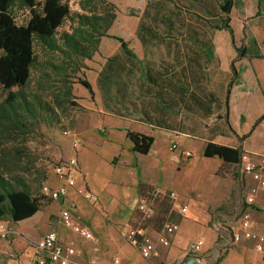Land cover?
<instances>
[{"label": "rangeland", "instance_id": "374dc122", "mask_svg": "<svg viewBox=\"0 0 264 264\" xmlns=\"http://www.w3.org/2000/svg\"><path fill=\"white\" fill-rule=\"evenodd\" d=\"M61 1L68 5L71 12L81 13L78 0ZM106 1L114 7L115 20L108 30V37L100 40L93 57L82 61L84 68L69 77L68 86L72 93L70 100L54 107V113L39 111L34 118L24 120L25 134L19 135L13 141L6 133L0 134V174L13 185L24 187L41 205L40 210L25 221L14 223L8 219L3 220L11 233L5 240L0 239V257L17 259L18 264L36 263L37 254H34L32 245L49 232H55L61 242L73 251L75 261L81 264H110L114 258L119 257L123 258L124 264H129L121 252L125 248L129 249L124 230L127 227L140 226L153 236L165 223L178 225L182 219L179 215V198H184V202L190 198L200 202L207 199L205 210L210 219L208 226L211 227L213 222L219 224L221 229L218 233L227 238L230 227L236 224L241 212L247 210L244 198L254 186L247 182L242 167L258 162L264 178V154L261 153L264 150V118L256 129H253L248 140L242 143L244 159L241 163L238 166H223L216 175L220 161L217 158L207 159L202 156V138L208 136L207 128L215 122L216 114L206 119L181 114L177 118L183 120L184 126H179L176 131L159 130L161 134H156L149 155L142 156L130 152L136 171L149 183L157 186H151L149 191H145L143 200L137 196V202L129 214H106L95 206L97 199L91 204L77 196L73 206L67 208L75 214L73 220L87 230L92 238H80L62 224L59 219V203L40 194L42 185L54 181L53 166L69 157L76 158L78 152L79 160L89 175L97 176L105 172V168L96 165L94 159L109 151V147L106 148L105 145L97 148V153L95 149H89L94 153H88L85 149L87 144L88 147L93 146L92 139L99 140L104 137L105 129L93 130L94 126H99L90 114V109L95 110L99 106L97 87L94 86L96 92L92 91L90 95L78 80L82 79L94 85L95 72L109 55L119 49L116 39L125 42L135 55L140 58L143 56L135 32L147 2L152 0ZM233 3L229 15L232 36L227 31L214 33L217 62L212 63L208 70L210 88L219 94L222 102L225 99L224 87L232 77L235 82L233 86L240 85L235 90L241 89L249 94L246 106H242L241 99L234 93L229 103V124L238 134L244 135L250 132L255 121L264 113V0H233ZM13 17L20 25L26 21L27 13L14 9ZM58 31H69V22L65 21ZM243 48L247 49L249 54L241 57L240 51ZM35 52L39 61L37 68L48 72L49 78H42L40 72L34 71L28 90L35 93L36 97L57 92L56 88L64 85L59 82L61 77L57 78L44 65V61L52 56L40 54L37 49ZM165 54L162 46L150 50L153 61L166 58ZM256 54L261 58H256ZM231 65L236 76H233ZM67 73L70 74V71ZM37 81L46 90L37 89ZM255 92L256 95L252 98ZM101 104L103 106L102 100ZM219 114L223 116L224 106ZM137 117L130 113L127 119L135 121ZM76 138L81 144L74 150L71 143ZM227 138L230 139V145L238 146L236 138ZM172 145H176L174 151H170ZM185 153H190V157H186ZM113 161L116 162L117 159ZM75 177L81 179L82 176L78 172ZM229 182L231 187L228 188ZM163 194L168 196L164 198ZM254 208L249 210L252 220L256 223L259 213ZM208 226L205 225L204 229H208ZM202 228V225L197 226L189 235L191 243L201 239ZM203 235L206 237V233ZM146 263L172 264L162 260L160 253L158 257Z\"/></svg>", "mask_w": 264, "mask_h": 264}, {"label": "trees", "instance_id": "16d2710c", "mask_svg": "<svg viewBox=\"0 0 264 264\" xmlns=\"http://www.w3.org/2000/svg\"><path fill=\"white\" fill-rule=\"evenodd\" d=\"M233 5V0L147 2L135 32L143 51L142 58L139 59L125 42L116 39L119 50L105 60L97 78V88L109 114L127 118L133 113L138 116L137 121L153 129L178 130L179 126H184L183 120L177 118L181 114L202 119L216 114L215 122L207 128L208 136L202 138V156L221 161L216 175L223 166L241 163V144L264 118L263 113L249 133L238 136L228 121V99L234 77L224 87L223 102L210 88L208 67L217 62L213 36L219 31H227L232 36L229 15ZM78 6L81 13L71 12L61 0H0V134L6 133L11 141L25 134L24 120L34 118L39 111L54 113V107L70 100L69 77L84 68L81 62L90 60L100 40L108 37L115 20L113 5L106 0H78ZM14 9L27 13L23 24L15 22ZM65 21L69 22V31L59 32ZM158 46L164 48L166 58L153 61L150 50ZM36 49L40 54L52 56L44 65L57 78L60 76L59 82L64 84L56 88L57 92L40 97L28 90L34 71L40 72L42 78H49L48 72L37 68ZM246 54L248 50L241 49L240 56ZM231 70L236 76L233 65ZM78 83L92 94L87 81L79 79ZM35 86L43 89L39 81ZM223 106L222 116L219 112ZM218 136L234 137L238 146L214 143ZM126 138L131 143L130 151L142 156L148 154L154 141L146 133L131 131L126 132ZM150 188L147 183L138 182L140 200ZM167 196L163 194L164 198ZM40 206V201L24 187L13 185L0 174V222L5 219L14 223L25 221L33 217Z\"/></svg>", "mask_w": 264, "mask_h": 264}, {"label": "crops", "instance_id": "0c3cea01", "mask_svg": "<svg viewBox=\"0 0 264 264\" xmlns=\"http://www.w3.org/2000/svg\"><path fill=\"white\" fill-rule=\"evenodd\" d=\"M118 50L115 53H117ZM115 53L109 55L108 57L114 55ZM137 57L141 59L139 56ZM103 65L95 72L94 85L89 84L93 92H96L94 86L97 87V78ZM239 86L240 85L233 86L229 94L228 121L229 103L231 101L232 93L236 94L237 97L241 99L242 106H246L249 98L248 93L241 91V89L235 90V88ZM255 95L256 92L252 95V98ZM97 102H99L98 109L94 110L89 108L91 110L90 114L94 117L93 119L96 123L99 124V126H94L95 128H93V130H96L97 128H103L105 129V136L100 137L99 140H96L95 138L92 139L94 140L93 146L88 147L87 144V148L85 149L88 153H94V151L89 150L90 148H92L95 149V152L97 153V148H100L104 145L106 146V148L109 147V151L105 155L97 156L94 159L96 161V165H100L105 168V172L100 173V175L91 177L87 169L83 166L82 162H80L77 152L76 158L78 161L79 175H81L82 177L81 179H77L75 177L76 188H85L86 190L88 189L89 192L95 195L97 198L95 206L106 214H129V212L134 208L137 202L138 182L142 181L150 186L157 185L149 183L144 178V176H142L141 173L139 174L134 168L133 162L131 161L132 159L130 158L131 143L126 138V132L131 131L146 133L152 136L154 140L156 134L160 135L161 133L158 129H153L149 125L143 124L137 120L131 121L127 118H120L105 112V109L101 104L100 92ZM235 133L238 136H242V133L238 134L236 131ZM229 141L230 139H228L227 137L221 136H218L213 140L214 143H217L219 145L237 147L230 145V143H228ZM241 149L244 150V147L242 148V144ZM150 152L151 149L149 150L147 155H149ZM261 153L264 154V150L261 151ZM115 159H117L116 162L113 161ZM255 163L257 166L258 164H260L258 162ZM255 163L252 164L255 165ZM220 164L221 161L219 162V166ZM245 177L248 179L247 182L250 184V186L254 184L249 177H247L246 175ZM227 186L228 188L231 187V183L229 182ZM263 196L264 191L259 192L256 198L257 206H252L255 207L254 209L259 213V220L255 223L254 229L256 232L262 235H264V203L262 202ZM76 197L77 195L75 191L69 190L67 197L64 200L58 202L60 205V209H64L68 206L73 205ZM179 203L181 205H186V213L182 216V219L177 225V231L171 239V245L168 248H159L160 258L166 263L184 264L185 261L195 256L197 259L195 260L194 264H264V251L257 252L252 242L242 241L230 248L222 247L221 240H217V231L218 228H220L219 224L213 222L211 224V227L208 226V222L210 219L205 210L207 199H204L200 202L194 200L193 198H190L187 202H184V198H179ZM66 204L67 206H65ZM249 209H251V207L247 208V212L251 216ZM71 215L72 217H74L75 214L71 212ZM199 225H202L203 227L201 229V232H203L202 237L201 239H199L202 241L203 245L197 254L188 255V251L194 243H191L189 235L194 232V229ZM205 225L208 226V229H204ZM205 233L206 237L203 235ZM127 245L129 246V249L125 248L121 251L124 258L126 259V262H128L129 264H147L146 261L140 258L139 253L135 248L130 246L128 243ZM119 258L121 264H124L123 258Z\"/></svg>", "mask_w": 264, "mask_h": 264}, {"label": "built area", "instance_id": "2783aa9c", "mask_svg": "<svg viewBox=\"0 0 264 264\" xmlns=\"http://www.w3.org/2000/svg\"><path fill=\"white\" fill-rule=\"evenodd\" d=\"M79 139H74L71 146L74 150L80 146ZM176 145L170 147V151H174ZM186 157H190V153H185ZM244 158L242 157L241 160ZM78 161L75 157H69L65 161L59 162L52 168L54 181L51 184H44L40 188V194L53 202H59L67 197L69 190H74L76 195L91 204L96 202V196L85 188L77 189L75 175L78 174ZM242 172L249 176L254 182L249 193L244 198V205L249 208L257 206L256 198L258 193L264 191V178L261 167L253 164H247L242 167ZM55 182L57 184H55ZM264 203V196L262 197ZM73 206V205H71ZM70 206V207H71ZM179 215L186 213V205H179ZM59 219L62 224L70 229L80 238L91 239L90 233L78 225L71 215L69 208L60 209ZM255 223L247 210L241 212L236 224L230 227L229 236L225 238L221 233H217V240H221L222 247L230 248L242 241L252 242L257 252L264 251V235L255 231ZM221 229L218 228V230ZM223 230V229H222ZM177 231V225L173 223H165L161 230L151 236L148 231L140 226L127 227L124 230V237L127 243L135 248L142 260L148 261L158 257V249L168 248L171 245V239ZM218 232V231H217ZM5 222H0V239L5 240L10 235ZM203 243L201 240L196 241L190 247L188 255L197 254ZM32 249L37 254L35 262L37 264H81L74 259L73 251L64 245L55 232H49L37 240ZM39 256V257H38ZM195 257V256H193ZM195 259H197L195 257ZM0 264H18L17 259H8L0 257ZM110 264H121L119 258H114Z\"/></svg>", "mask_w": 264, "mask_h": 264}, {"label": "water", "instance_id": "95a60500", "mask_svg": "<svg viewBox=\"0 0 264 264\" xmlns=\"http://www.w3.org/2000/svg\"><path fill=\"white\" fill-rule=\"evenodd\" d=\"M195 260H196L195 257H192L189 260L185 261L184 264H194Z\"/></svg>", "mask_w": 264, "mask_h": 264}]
</instances>
